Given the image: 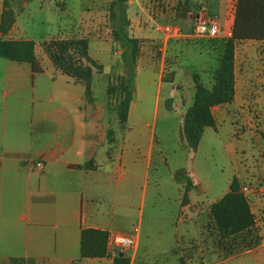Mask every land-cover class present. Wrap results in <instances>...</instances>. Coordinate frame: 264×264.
I'll return each mask as SVG.
<instances>
[{
	"label": "crops",
	"instance_id": "crops-1",
	"mask_svg": "<svg viewBox=\"0 0 264 264\" xmlns=\"http://www.w3.org/2000/svg\"><path fill=\"white\" fill-rule=\"evenodd\" d=\"M30 1L0 0V24L6 9L14 16V24L7 33L0 32V39L34 41L43 69L34 73L30 64L0 58V264H114L116 254L108 246L106 257H80L82 231L130 234L135 228L140 230L139 243L130 264H264V190L252 196L249 203L255 229L263 238L260 246L226 258L224 250L210 245L204 228L208 221L214 228L211 206L230 192L233 180L240 190L264 181V40L235 42L234 100L212 108L216 125L205 129L198 149L192 151L203 152L207 135L225 141V152L232 160L231 175L222 172L217 176L208 171L178 178L176 171L174 183L182 185L178 213L184 210L186 219L178 217L171 231V236L176 237L175 247H163L156 233L143 234L145 193L157 143L154 126L160 110H179L182 128L183 117L195 95L193 67L200 69L201 59L210 60L215 47L190 46V52L198 56L186 58L185 46H175L173 82L166 83L169 90L163 104L161 92H157L156 104L148 115L146 104L136 92L128 120L122 124L116 111L119 97L107 92L113 79L124 75V67L118 61L121 52L116 49L107 21L109 3L114 0H93L92 16L83 9L79 19L73 21L72 31L41 43L18 32V16ZM38 1L42 4L46 0ZM236 2L172 0L174 6L188 3V22L194 19L196 23L198 15L216 16L222 30L220 40H228L229 32L233 34ZM132 4L129 0L130 33ZM143 31L136 28L134 32L139 40L136 79L143 59L159 61L145 58L144 51L154 48L156 42L143 36ZM70 38L88 41L89 58L95 64L90 96L86 95L84 84L58 70L45 51L49 41ZM169 41L164 37V47ZM106 53L111 56L108 66L98 59ZM160 64L162 75L163 59ZM193 89L194 92H186ZM208 138L209 144L216 140ZM250 143L254 152L246 146ZM244 158L249 162L244 163ZM36 160H43L44 170L28 164ZM186 178H192L189 190ZM137 184L142 189L139 197L133 192ZM205 214L207 222L202 221ZM192 221L199 225V231L194 226L184 231L182 225L188 227ZM191 231L193 236L185 239L184 232L190 236ZM213 231L217 237L215 228ZM158 233L161 234L159 230ZM144 237L148 243L144 244Z\"/></svg>",
	"mask_w": 264,
	"mask_h": 264
},
{
	"label": "trees",
	"instance_id": "trees-1",
	"mask_svg": "<svg viewBox=\"0 0 264 264\" xmlns=\"http://www.w3.org/2000/svg\"><path fill=\"white\" fill-rule=\"evenodd\" d=\"M128 3L129 0H114L109 7L113 39L122 50L121 62L124 75L116 78L117 83H114L115 79H113L107 92L109 96L119 97L116 111L118 120L122 124L128 120L130 104L135 95L139 53V40L129 32ZM13 24V13L6 9L2 15L0 32L7 33ZM232 32V37L228 40L218 39L205 45L199 44L200 47H215V54L210 58L212 67L208 71L211 76L209 86L202 82L203 76L198 72L199 69L193 67L195 95L193 104L183 117L181 128L183 141L192 151L198 149L205 129L216 125L212 108L230 104L234 100L235 42L247 39L264 40V0H237ZM88 50L86 39L52 40L45 44V51L53 65L75 82L83 83L86 95L90 96L95 64L90 60ZM0 58L30 64L34 73L43 71L32 40L0 39ZM181 176V172H178L177 177ZM190 188L191 183L187 179L186 190ZM210 217L217 234L218 245L227 252L226 258L240 255L261 245V237L255 229V216L249 202L240 193L236 180H233L230 192L211 206ZM107 243L106 232L94 229L83 230L80 257L91 259L106 257ZM120 254L115 255L114 264H130L129 258L126 255L121 257Z\"/></svg>",
	"mask_w": 264,
	"mask_h": 264
},
{
	"label": "rangeland",
	"instance_id": "rangeland-1",
	"mask_svg": "<svg viewBox=\"0 0 264 264\" xmlns=\"http://www.w3.org/2000/svg\"><path fill=\"white\" fill-rule=\"evenodd\" d=\"M132 1L133 4L130 8V14L131 22L133 24V32L130 34L134 37L136 28H143L144 31L142 35L147 36L156 42L154 48L144 51V53H146L145 58L150 56L151 58L155 57L159 60L147 62L143 59L140 64L139 75L136 79L135 94L136 92L140 93L139 96H141L143 103L146 104L147 114L150 115L154 105L156 104L155 100L157 92H161L160 104L162 105L166 97L165 92H168L169 90L166 83L173 82V68L176 60L175 46H185L186 58L196 57L198 55H196L195 52H190V46H199V44L205 45L211 41L218 40L219 38H179L183 40L172 38L168 39L171 40L172 43L169 41L166 48L164 47L165 44H163L165 37V33L162 31L163 27L169 25L177 26L185 35H190L193 32L196 23L194 22V19L191 22H188L187 6L184 4H176V6H174L172 0ZM83 9H85L86 15L92 16L95 10V3L93 0H46L42 4H40L38 0H32L28 2V6H26V8L22 10L23 12L18 16V32L22 37H30L41 43L45 40L52 39L53 37L55 38V36L59 33L72 31L71 27L73 21L79 19L80 12ZM107 21L111 26L110 18H108ZM111 37L113 38L112 32ZM116 49L118 52H122L118 43ZM92 53L94 54V51ZM110 58V54L106 53L98 59L104 66H108ZM162 59L165 68L164 73L161 75L160 61H162ZM201 60L202 62L200 63L202 64L199 63V71H201V75L203 76L202 82L209 86L211 83V76H209L208 71L212 67L210 65L211 61L206 58ZM118 61L122 63L121 55L119 53ZM185 61L186 67H190L187 59ZM116 78L118 77L114 78V83H117ZM97 92H101V90L98 89ZM186 92H194V89L187 90ZM167 116H169V119H166ZM180 116L181 113L179 110L167 113L162 109L159 112L156 125L154 126L157 143L154 150V161L150 171L148 188L145 193L146 196L143 214V234L150 235L151 233H156L159 237H161L162 245L172 244L173 247H175L176 244V237L171 236V231L175 228L177 218L180 216L178 210L181 197L180 188H182V185L179 187L174 183L173 179L176 171L181 172L184 176L192 173H195L196 175H203L207 174L208 171L217 176H221L223 174L222 172H224V174L228 176L231 175V171L233 169L231 157L227 156L225 152V141L217 137L214 138L210 135L211 138L216 139L213 143L210 142V144H212L211 149L209 148L210 144L208 141V137L210 136L207 135L205 148L202 150L203 152H200L199 154L192 152V150L188 148L183 141L180 128ZM246 146L250 147L252 152H254V148L251 143ZM233 149L234 147L231 146V151H233ZM253 156H251V159ZM248 162L249 159L244 158V163ZM188 180L192 183V178ZM158 184L160 185L159 187ZM133 192L139 197L142 189L137 184L134 186ZM207 220V214H205L202 221L207 222ZM188 224V227H186V225H182L184 231L185 228L187 229L191 226L196 227L197 232L199 231V225L197 223L192 221ZM204 228L208 234L210 245L215 248L217 247L218 249H222L218 245L216 236L213 235L214 228L212 227L210 221H208ZM158 230L161 234L158 233ZM256 232L258 234V230H256ZM185 233L186 232H184L185 239H189L193 236L192 231L190 236H187V233ZM144 238V244L148 243V238ZM184 241L187 242V240ZM262 241L263 238H261V243ZM190 242L193 243L195 240ZM163 247L166 246L163 245ZM226 253L227 252L224 251L222 254L225 255Z\"/></svg>",
	"mask_w": 264,
	"mask_h": 264
},
{
	"label": "built area",
	"instance_id": "built-area-1",
	"mask_svg": "<svg viewBox=\"0 0 264 264\" xmlns=\"http://www.w3.org/2000/svg\"><path fill=\"white\" fill-rule=\"evenodd\" d=\"M161 30V29H160ZM162 31L165 33V37L167 39L172 38H197V39H216L219 38L222 30L220 27L219 20L216 16L206 14L200 16L197 19L195 28L190 35H185L182 33V30L177 26H165L162 28ZM227 37L231 38L232 33H227ZM28 164L32 168H36L40 171L44 170V162L43 160L29 161ZM264 190V181L258 183L257 185H245L241 188L240 193L247 199L250 203L251 197L255 194L261 193ZM264 210V209H263ZM180 220L186 219V213L182 210L179 214ZM255 228H256V220H255ZM139 228H135L130 234H121V233H112L108 235V243L107 246L111 248L112 252L115 254L122 253L126 255L130 263L133 261L139 243Z\"/></svg>",
	"mask_w": 264,
	"mask_h": 264
},
{
	"label": "water",
	"instance_id": "water-1",
	"mask_svg": "<svg viewBox=\"0 0 264 264\" xmlns=\"http://www.w3.org/2000/svg\"><path fill=\"white\" fill-rule=\"evenodd\" d=\"M199 17H200V16L198 15V18H199ZM120 256H121V257H123V256H124V254H122V253H121V254H120Z\"/></svg>",
	"mask_w": 264,
	"mask_h": 264
}]
</instances>
